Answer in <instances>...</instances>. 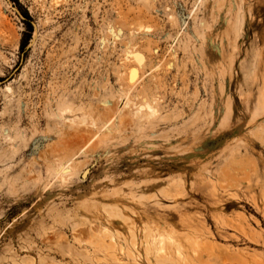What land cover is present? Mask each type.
Wrapping results in <instances>:
<instances>
[{
  "label": "rangeland",
  "instance_id": "1",
  "mask_svg": "<svg viewBox=\"0 0 264 264\" xmlns=\"http://www.w3.org/2000/svg\"><path fill=\"white\" fill-rule=\"evenodd\" d=\"M0 264H264V0H0Z\"/></svg>",
  "mask_w": 264,
  "mask_h": 264
},
{
  "label": "trees",
  "instance_id": "2",
  "mask_svg": "<svg viewBox=\"0 0 264 264\" xmlns=\"http://www.w3.org/2000/svg\"><path fill=\"white\" fill-rule=\"evenodd\" d=\"M14 3H16V0H12ZM21 16L23 18V22L26 26V33H24V37L22 38V40L20 41V44H19V49L23 52L24 51V48L30 38V33L32 31V25H31V19L29 17V15L27 14L26 11L22 12L21 13Z\"/></svg>",
  "mask_w": 264,
  "mask_h": 264
},
{
  "label": "bare ground",
  "instance_id": "3",
  "mask_svg": "<svg viewBox=\"0 0 264 264\" xmlns=\"http://www.w3.org/2000/svg\"><path fill=\"white\" fill-rule=\"evenodd\" d=\"M125 107V106H124ZM95 138V137H94ZM92 140V139H91Z\"/></svg>",
  "mask_w": 264,
  "mask_h": 264
}]
</instances>
